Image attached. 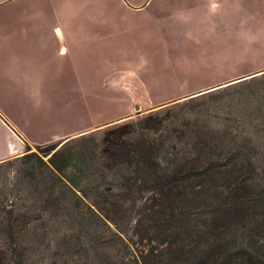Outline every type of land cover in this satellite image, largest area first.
<instances>
[{
    "label": "rangeland",
    "instance_id": "obj_1",
    "mask_svg": "<svg viewBox=\"0 0 264 264\" xmlns=\"http://www.w3.org/2000/svg\"><path fill=\"white\" fill-rule=\"evenodd\" d=\"M132 1L142 2L137 11L122 6L123 0H62L47 7L32 5L31 12L79 15L45 26L56 43L57 37L52 31L56 25L64 31L95 29L98 33L84 47L86 52H93L96 65L86 69L82 64H70V67H78L75 72L80 71L73 79L74 84L65 80L54 98L47 96L39 102L40 108L41 104L47 105L51 118L48 111L46 116L40 117L39 114L32 115L34 109H29V116L16 119L34 137L41 134L40 127L47 128L44 122L51 119L60 126L59 131L89 130L64 143V139L58 140L60 142L47 154L43 153L45 144L24 145L8 160L24 153H35L46 161L59 147L69 148L90 138L97 141L108 128L133 122L148 112L165 114L169 127L175 128H180L178 122L181 119L193 120L197 116L195 111L205 107L209 114L216 115L211 119L214 128L221 127L228 115L250 112L248 105L256 103L253 94L264 91V70H261L264 69V0ZM3 8H0V15L6 17L10 11ZM139 14L143 16L141 27H135L134 22L123 18H134ZM47 37L50 36L47 34ZM64 45L63 62L67 65L65 60L71 53V45L66 37ZM103 57L106 62H103ZM259 70L263 72L252 78L221 85L193 97H190L193 93L188 95L194 89H208L211 86L205 85L211 82ZM237 103L239 105L236 106ZM32 161L37 166L33 170L37 178V169L43 167ZM31 178L21 160L1 163L0 202L11 204L15 212L26 209L29 214L36 215L38 207L33 209L31 200L27 198L34 182ZM19 196L24 201L15 199ZM8 207L6 205L5 209ZM198 207L200 209L201 205ZM237 209L232 214L235 218L230 221L234 222L230 225V232L236 229L232 233L236 236L241 229L247 230L251 225V215L245 218L242 209ZM39 214L40 218H32L27 224L19 223L22 235L17 246H23L24 252L2 258L0 264H48L52 261L62 264L65 259L70 260L68 264H83V258L91 255L89 248L88 253L82 251L90 243V239L83 235V229L80 226L69 227L63 216L49 220L48 212ZM2 224L4 221L0 218ZM118 226L122 230L126 228L121 221H118ZM88 230L91 235V228ZM68 234L72 237L69 238ZM100 242L105 251L102 253L101 246L98 247L96 256L123 258L125 264L128 261L123 256L136 255L138 248L130 227L125 234L102 229ZM7 244L0 236V247Z\"/></svg>",
    "mask_w": 264,
    "mask_h": 264
},
{
    "label": "trees",
    "instance_id": "obj_2",
    "mask_svg": "<svg viewBox=\"0 0 264 264\" xmlns=\"http://www.w3.org/2000/svg\"><path fill=\"white\" fill-rule=\"evenodd\" d=\"M261 93L253 94L254 106L247 104L250 112L226 116L219 128L213 127L211 119L216 115L209 114L207 107L195 111L193 120L181 119L180 128L169 127L165 114L148 112L133 122L108 128L97 141L81 137L82 143L59 147L46 161L35 153L0 161L23 162L34 181L27 198L33 209L38 207L35 215L26 209L15 212L11 204L0 202L4 221L0 236L8 243L0 247V259L24 252L23 246H17L22 235L19 223L27 224L40 218L39 212H48L47 219L63 216L64 223L80 226L90 239L82 248L91 253L83 264H125L123 258L96 254L102 229L125 234L129 227L138 248L136 255L123 256L128 264H264ZM59 142L45 144L43 153ZM32 160L43 167L37 169V178ZM15 199L24 201L20 196ZM237 208L243 217L251 215L250 229H241L238 236L232 234L236 229L230 232ZM118 221L126 228L122 230Z\"/></svg>",
    "mask_w": 264,
    "mask_h": 264
},
{
    "label": "crops",
    "instance_id": "obj_3",
    "mask_svg": "<svg viewBox=\"0 0 264 264\" xmlns=\"http://www.w3.org/2000/svg\"><path fill=\"white\" fill-rule=\"evenodd\" d=\"M61 1L0 0V8L4 7L3 9L10 11L6 17L0 15V161L17 154L24 145L51 143L89 130V128H79L59 131L60 126L54 124L55 120L51 119L44 122V125H48L47 128L40 127L41 134L34 137L29 135L24 124L16 119V117L29 116V109H34L32 115L39 114L40 117L47 115V105L41 104L40 108L39 102L47 96L54 98L57 92L61 91V85L65 80L74 84L73 79L78 77L80 71L75 72L78 67H70L71 63L82 64L83 67H87L86 69L96 65L93 52H86L84 47L85 43L91 42L98 33L94 31L95 29L64 31L56 25L55 30L54 28L52 30L57 37L56 43L45 27L54 21L62 22L65 18L67 20L79 15L31 12L32 5L47 7L53 3L57 5ZM122 3H120L122 6L130 7L133 11H137L142 4L132 0H123ZM127 17L123 16L126 21L134 22L135 27L138 25L141 27L143 20L141 14L135 15L134 18ZM47 34L50 37H47ZM64 37L68 38L71 45V53L65 60L67 65L63 62L66 48ZM50 54L52 59L49 60ZM103 58V62H106V58ZM253 72L255 71L239 73L205 86L226 85L233 82L231 81L233 79ZM196 92H198L196 89L191 90L188 95ZM6 102L10 103L6 104ZM53 110L52 108L51 111ZM49 112L48 117L51 118Z\"/></svg>",
    "mask_w": 264,
    "mask_h": 264
},
{
    "label": "water",
    "instance_id": "obj_4",
    "mask_svg": "<svg viewBox=\"0 0 264 264\" xmlns=\"http://www.w3.org/2000/svg\"><path fill=\"white\" fill-rule=\"evenodd\" d=\"M258 73H260V72H256V73H253V74H250V75H247V76H243V77H240V78H236V79H233V80H231V81H233V82H237V81H239V80H241V79H244V78H247V77L253 76V75L258 74ZM233 82H231V83H233ZM217 87H220V86H213V87L208 88V89H206V90L198 91V92H196V93H193L191 96H194V95H197V94H200V93H203V92L209 91V90H213V89H215V88H217ZM191 96H190V97H191Z\"/></svg>",
    "mask_w": 264,
    "mask_h": 264
}]
</instances>
